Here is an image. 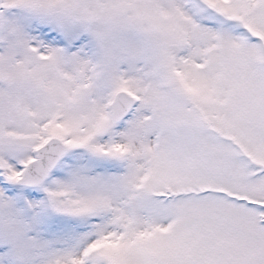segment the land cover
<instances>
[{"label": "snow or ice", "instance_id": "obj_1", "mask_svg": "<svg viewBox=\"0 0 264 264\" xmlns=\"http://www.w3.org/2000/svg\"><path fill=\"white\" fill-rule=\"evenodd\" d=\"M0 264H264V0H0Z\"/></svg>", "mask_w": 264, "mask_h": 264}]
</instances>
